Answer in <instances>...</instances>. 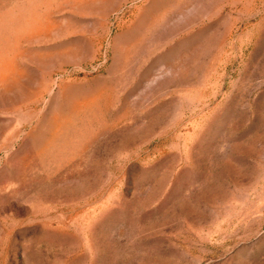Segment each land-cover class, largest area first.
<instances>
[{"label":"rangeland","instance_id":"obj_1","mask_svg":"<svg viewBox=\"0 0 264 264\" xmlns=\"http://www.w3.org/2000/svg\"><path fill=\"white\" fill-rule=\"evenodd\" d=\"M0 264H264V0H0Z\"/></svg>","mask_w":264,"mask_h":264}]
</instances>
